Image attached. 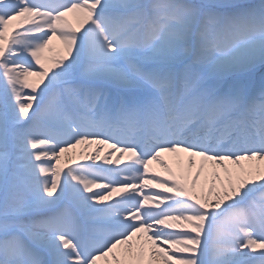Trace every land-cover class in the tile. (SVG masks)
<instances>
[{"label": "snow or ice", "instance_id": "6c2138e0", "mask_svg": "<svg viewBox=\"0 0 264 264\" xmlns=\"http://www.w3.org/2000/svg\"><path fill=\"white\" fill-rule=\"evenodd\" d=\"M0 264H264V0H0Z\"/></svg>", "mask_w": 264, "mask_h": 264}, {"label": "bare ground", "instance_id": "6f19581e", "mask_svg": "<svg viewBox=\"0 0 264 264\" xmlns=\"http://www.w3.org/2000/svg\"><path fill=\"white\" fill-rule=\"evenodd\" d=\"M83 146H80V148H82ZM80 148L76 149V152H79ZM102 151L107 152L108 149L105 147ZM165 158L169 161V163H171L173 165V168L176 169V164L173 161V158L169 155V154H165ZM151 168H153L155 171H159L163 173V169L161 168V166L155 162H153L152 165H150ZM166 175V173H165Z\"/></svg>", "mask_w": 264, "mask_h": 264}]
</instances>
